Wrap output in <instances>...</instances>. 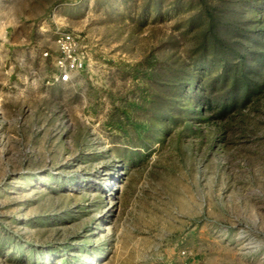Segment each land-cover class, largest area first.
Instances as JSON below:
<instances>
[{
  "label": "rangeland",
  "instance_id": "1",
  "mask_svg": "<svg viewBox=\"0 0 264 264\" xmlns=\"http://www.w3.org/2000/svg\"><path fill=\"white\" fill-rule=\"evenodd\" d=\"M185 261L264 264V0H0V264Z\"/></svg>",
  "mask_w": 264,
  "mask_h": 264
},
{
  "label": "built area",
  "instance_id": "2",
  "mask_svg": "<svg viewBox=\"0 0 264 264\" xmlns=\"http://www.w3.org/2000/svg\"><path fill=\"white\" fill-rule=\"evenodd\" d=\"M45 56H49L45 53ZM55 78L60 83L72 82L75 75L85 71L90 55L85 38L72 31L56 30ZM185 254V252H183ZM183 264H191L185 261Z\"/></svg>",
  "mask_w": 264,
  "mask_h": 264
}]
</instances>
